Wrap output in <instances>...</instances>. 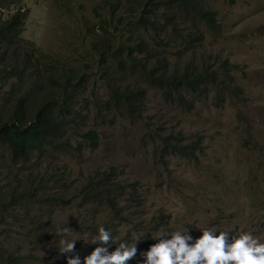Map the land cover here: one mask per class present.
Returning a JSON list of instances; mask_svg holds the SVG:
<instances>
[{"label": "rangeland", "instance_id": "1", "mask_svg": "<svg viewBox=\"0 0 264 264\" xmlns=\"http://www.w3.org/2000/svg\"><path fill=\"white\" fill-rule=\"evenodd\" d=\"M104 1L0 0L6 9L0 17L7 19L10 13L24 8L29 16L23 37L43 53V62L54 59L81 69L96 90L87 97L106 99L91 50L101 19L112 17V9H107L109 4ZM210 1L223 34L208 31L202 45L180 56H171L172 62L185 66L190 61L202 64L209 58L229 59L241 66L234 76L244 88L242 100L225 98L221 106H215L212 92L209 98L195 101L189 110L167 102L159 89L150 88L149 111L144 122L120 119L111 125L110 121L92 116L85 131L100 132L101 143L96 150L84 148L83 144L75 155L63 151L45 161H50V170L56 171L57 179L60 178L63 195L84 185L95 173L115 167L120 172L119 180L135 189L132 194L128 189L123 204L132 198L137 200L129 204L127 223H109V227L117 228L119 237L130 242L134 236H141L136 242L137 249L145 246L146 250L155 243L153 235L159 231L166 229L170 235L173 230L186 228L195 238L201 234L199 227H214L233 235L247 231L264 242V0H238L234 5L226 0ZM42 65L43 70H49L46 64ZM42 65H38L39 69ZM124 75L126 82L147 86L136 74L128 75L125 70ZM16 89L20 91L22 87ZM188 98L191 99L190 95ZM6 101L1 95L0 103ZM147 126L154 130L150 136ZM169 133L182 135L184 146L198 143L199 152L192 158L162 152L159 140ZM82 138L78 136L74 144L78 145ZM8 155V149L0 146L1 159L7 161ZM12 169V172L4 169L0 162L1 186L13 177H17L18 184L30 173L20 165ZM10 173L13 177L8 176ZM53 182L48 181L49 187ZM16 216L18 221L5 217L4 222L0 217L1 240L13 241L14 248L22 242L19 250L30 255L23 264H42L37 256H43L46 250L29 235L38 223L48 221L49 229L54 231L65 221L72 237L89 238L79 223L87 221L85 218L95 224L105 223L111 213L102 207L88 206L81 198L72 202L68 196L67 201L55 208L41 210L39 206L26 205ZM90 245L78 237L73 251L61 253L60 258L66 262V256L79 255L82 259ZM134 258L127 264H138L144 259L138 253Z\"/></svg>", "mask_w": 264, "mask_h": 264}, {"label": "trees", "instance_id": "2", "mask_svg": "<svg viewBox=\"0 0 264 264\" xmlns=\"http://www.w3.org/2000/svg\"><path fill=\"white\" fill-rule=\"evenodd\" d=\"M226 1L233 5L238 2ZM104 3L109 4L107 9H112V17L101 19L91 50L106 99L87 97L96 90L81 69L54 59L43 62V53L23 37L29 16L24 8L10 13L7 19L0 17V96L7 100L0 103V146L9 151V159L0 157V162L11 172L18 165L30 172L18 184L17 177L10 173L8 176L13 178L0 185V217L4 222L5 217L18 221L16 215L26 205L39 206L41 210L55 208L70 196L72 202L81 198L86 205L102 207L111 213L105 223L95 224L85 218L87 221L78 225L83 234L91 238L95 229L103 225L119 237L117 228L112 230L109 223H127L129 204L137 200L132 198L123 204L128 189L130 194L135 189L119 180L120 172L115 167L97 172L84 185L63 195L60 178L57 179L56 171L50 170V161H45L63 151L75 155L83 144L84 148L96 150L101 143L100 132L85 131L92 116L110 121L111 125L120 119L144 122L149 111L150 88L159 89L167 102L189 110L195 101L209 98L212 92L215 106H221L225 98L242 100L244 88L234 76L241 66L229 59L209 58L202 64L190 61L185 66L172 62L171 56H180L202 45L208 31L223 34L210 0H105ZM5 11L0 3V13ZM119 12L123 13L112 20ZM42 64L49 70H43ZM38 65H42L41 69ZM125 70L128 75L136 74L147 86L126 82ZM16 86L22 90L18 91ZM147 128L150 136L154 130L151 126ZM78 136L83 138L75 145ZM182 143V135L169 133L159 140L158 146L166 154L188 158L200 150L198 143L187 146ZM49 180L54 181L52 187ZM49 227L48 221H44L29 232L35 244L46 250L37 258L42 264H66L57 249L56 230ZM21 243L14 248L13 241H2L0 235V264H23L30 255L21 253ZM116 243L109 242V251ZM95 246L90 245L88 253ZM142 251L144 247L137 249L138 255Z\"/></svg>", "mask_w": 264, "mask_h": 264}, {"label": "clouds", "instance_id": "3", "mask_svg": "<svg viewBox=\"0 0 264 264\" xmlns=\"http://www.w3.org/2000/svg\"><path fill=\"white\" fill-rule=\"evenodd\" d=\"M69 229L65 221L56 228L60 253L72 252L78 237L96 246L82 259L79 255L66 256V264H127L136 256V242L141 239L137 235L129 242L113 235L103 225L95 229L91 238L72 237ZM199 229L201 234L195 238L186 228L173 230L170 235L166 229L159 231L153 235L156 242L140 253L144 259L138 264H264V242L252 233L242 231L233 235L214 227ZM110 241H119L111 251Z\"/></svg>", "mask_w": 264, "mask_h": 264}, {"label": "bare ground", "instance_id": "4", "mask_svg": "<svg viewBox=\"0 0 264 264\" xmlns=\"http://www.w3.org/2000/svg\"><path fill=\"white\" fill-rule=\"evenodd\" d=\"M213 104H215V103H213ZM135 217V216H134ZM118 236V235H117ZM128 240V239H127ZM130 242V241H129ZM145 247V246H144ZM143 248V247H142ZM140 253V252H139ZM135 259V258H134Z\"/></svg>", "mask_w": 264, "mask_h": 264}]
</instances>
